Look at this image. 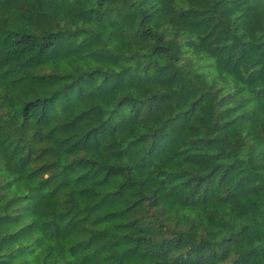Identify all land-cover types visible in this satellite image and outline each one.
<instances>
[{
  "label": "trees",
  "instance_id": "obj_1",
  "mask_svg": "<svg viewBox=\"0 0 264 264\" xmlns=\"http://www.w3.org/2000/svg\"><path fill=\"white\" fill-rule=\"evenodd\" d=\"M0 264H264V0H0Z\"/></svg>",
  "mask_w": 264,
  "mask_h": 264
}]
</instances>
